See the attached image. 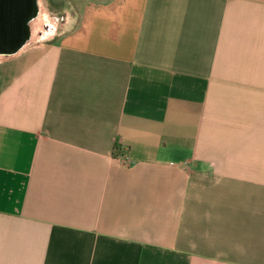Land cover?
I'll return each instance as SVG.
<instances>
[{
	"label": "crops",
	"instance_id": "crops-1",
	"mask_svg": "<svg viewBox=\"0 0 264 264\" xmlns=\"http://www.w3.org/2000/svg\"><path fill=\"white\" fill-rule=\"evenodd\" d=\"M0 58V264H264V0H79Z\"/></svg>",
	"mask_w": 264,
	"mask_h": 264
},
{
	"label": "water",
	"instance_id": "water-1",
	"mask_svg": "<svg viewBox=\"0 0 264 264\" xmlns=\"http://www.w3.org/2000/svg\"><path fill=\"white\" fill-rule=\"evenodd\" d=\"M57 26L44 12L42 0H0V58L50 39Z\"/></svg>",
	"mask_w": 264,
	"mask_h": 264
},
{
	"label": "rangeland",
	"instance_id": "rangeland-1",
	"mask_svg": "<svg viewBox=\"0 0 264 264\" xmlns=\"http://www.w3.org/2000/svg\"><path fill=\"white\" fill-rule=\"evenodd\" d=\"M79 0H42V6L52 24L65 22L68 18H73V8L75 2ZM65 17H64V16Z\"/></svg>",
	"mask_w": 264,
	"mask_h": 264
},
{
	"label": "flooded vegetation",
	"instance_id": "flooded-vegetation-1",
	"mask_svg": "<svg viewBox=\"0 0 264 264\" xmlns=\"http://www.w3.org/2000/svg\"><path fill=\"white\" fill-rule=\"evenodd\" d=\"M64 16V15H63ZM65 17V16H64Z\"/></svg>",
	"mask_w": 264,
	"mask_h": 264
}]
</instances>
